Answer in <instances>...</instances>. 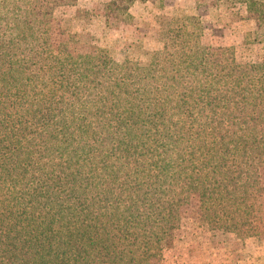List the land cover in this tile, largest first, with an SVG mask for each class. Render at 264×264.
I'll list each match as a JSON object with an SVG mask.
<instances>
[{
    "label": "trees",
    "instance_id": "obj_1",
    "mask_svg": "<svg viewBox=\"0 0 264 264\" xmlns=\"http://www.w3.org/2000/svg\"><path fill=\"white\" fill-rule=\"evenodd\" d=\"M150 1L105 13L128 23ZM237 2L264 44V0ZM74 4L0 0V264H152L193 194L211 229L249 236L264 63L214 52L196 17L170 24L147 63L76 53L53 26Z\"/></svg>",
    "mask_w": 264,
    "mask_h": 264
},
{
    "label": "rangeland",
    "instance_id": "obj_2",
    "mask_svg": "<svg viewBox=\"0 0 264 264\" xmlns=\"http://www.w3.org/2000/svg\"><path fill=\"white\" fill-rule=\"evenodd\" d=\"M109 1L76 0L74 5L58 7L53 18L57 36L69 40L76 53L108 50L120 63H147L163 47L170 24L196 17L203 26L205 43L214 52L232 48L239 62L264 63V44L255 42L257 19L237 0L135 3L128 23L106 15ZM262 187V209L251 216L246 238L211 229L202 216L199 194L182 200L180 224L168 232L152 264H264V175Z\"/></svg>",
    "mask_w": 264,
    "mask_h": 264
},
{
    "label": "crops",
    "instance_id": "obj_3",
    "mask_svg": "<svg viewBox=\"0 0 264 264\" xmlns=\"http://www.w3.org/2000/svg\"><path fill=\"white\" fill-rule=\"evenodd\" d=\"M141 5H142V6H147L148 4H141ZM135 6H137V4H136V5H134V7H135Z\"/></svg>",
    "mask_w": 264,
    "mask_h": 264
}]
</instances>
